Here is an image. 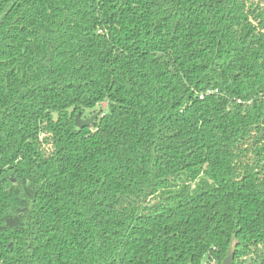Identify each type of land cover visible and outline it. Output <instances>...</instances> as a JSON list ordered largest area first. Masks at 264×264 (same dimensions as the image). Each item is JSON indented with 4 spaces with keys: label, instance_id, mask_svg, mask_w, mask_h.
Returning a JSON list of instances; mask_svg holds the SVG:
<instances>
[{
    "label": "trees",
    "instance_id": "1",
    "mask_svg": "<svg viewBox=\"0 0 264 264\" xmlns=\"http://www.w3.org/2000/svg\"><path fill=\"white\" fill-rule=\"evenodd\" d=\"M230 247L264 264V0H0V264Z\"/></svg>",
    "mask_w": 264,
    "mask_h": 264
},
{
    "label": "water",
    "instance_id": "2",
    "mask_svg": "<svg viewBox=\"0 0 264 264\" xmlns=\"http://www.w3.org/2000/svg\"><path fill=\"white\" fill-rule=\"evenodd\" d=\"M99 115V112L93 114L90 117L84 118L81 112H77L75 116V125L78 128L89 127L94 124L95 119ZM235 262V250L230 247L227 252V256L223 259L222 264H234Z\"/></svg>",
    "mask_w": 264,
    "mask_h": 264
},
{
    "label": "rangeland",
    "instance_id": "3",
    "mask_svg": "<svg viewBox=\"0 0 264 264\" xmlns=\"http://www.w3.org/2000/svg\"><path fill=\"white\" fill-rule=\"evenodd\" d=\"M87 115H90V112H87ZM89 117V116H88ZM85 118V117H84Z\"/></svg>",
    "mask_w": 264,
    "mask_h": 264
}]
</instances>
